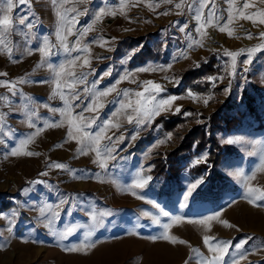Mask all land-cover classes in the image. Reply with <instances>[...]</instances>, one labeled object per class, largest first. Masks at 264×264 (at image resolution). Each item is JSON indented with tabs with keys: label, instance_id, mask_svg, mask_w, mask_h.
Segmentation results:
<instances>
[{
	"label": "rangeland",
	"instance_id": "rangeland-1",
	"mask_svg": "<svg viewBox=\"0 0 264 264\" xmlns=\"http://www.w3.org/2000/svg\"><path fill=\"white\" fill-rule=\"evenodd\" d=\"M179 2L180 0H173L169 4L162 0H124L121 6L120 0H68L60 10L76 8L83 11L87 8L88 14L79 18L77 28L83 30L92 25V30L83 38V43L88 44V52L73 51L66 54L55 38L57 17L51 0H31L30 7L16 4L14 0L10 15L15 18L27 15L35 27L31 33L24 28L13 34L15 60H9L6 54H0V72L8 74L0 77V80L11 81L26 77L28 81L17 84L18 93L15 97H12L7 87L0 86V96L8 95L12 101L10 106L0 102V116L6 114V127L15 130L10 139L0 136V139L5 140L0 145V200H8L16 206L0 212V242H6L5 247L0 250V264H185V261L196 264L195 258L190 259L193 256L190 247L199 249L205 257L214 254L203 244L204 235L232 241L233 244L252 237L245 245L250 252L255 249L252 254L240 258L232 248V256L226 259L235 257L237 264H264V207L253 206L243 198L245 184L236 175L242 173L253 177L250 180L252 186L264 187V170H258L261 158L264 157V50L255 53L250 64L243 63L247 59V49L264 44V39L259 37V33L264 31V25L238 18L230 25L234 30L232 36L227 31L221 32L216 27L209 26L205 29L207 35L203 39V46L189 48L193 39H199L196 33L197 22L193 19V13L187 10V4L182 14L181 9L175 8V4ZM190 2L191 0H187V3ZM253 2L256 7L249 8L246 12L264 9V4H260L258 0ZM216 3L221 10L229 7L225 0H216ZM101 8H111L115 15H104L100 21L93 23V14ZM235 8H242L241 0H236ZM223 16L226 20L228 12L223 11ZM224 22L221 21V24ZM16 23L18 24V19ZM185 24L188 29L182 32L180 29ZM246 32L252 33L253 38H245ZM126 37L146 38V43L150 46L162 42L161 58L130 67L131 58L141 45L120 57L113 55L118 43ZM94 38H103L107 43L102 47L98 43H92ZM44 39L57 45L53 49L55 54L47 62L42 61L39 51L34 50ZM75 41V35L67 37L69 47ZM28 49H33L31 55L27 54ZM241 49L245 52L236 59L235 74L229 75L232 61L231 57L224 55V50L238 52ZM78 55L80 59L76 64L68 66L67 61ZM211 56L219 62L220 74L212 77L216 78L215 86L213 81L209 82L212 88L221 89L219 94L191 92L195 99L189 97V92L184 95H167L168 88L179 86L180 82L174 76L176 72L189 65L197 66ZM86 57L90 64L82 66ZM37 64H41V67L36 68ZM60 65H65L66 72L76 75L87 73V81L75 86L80 96L79 100L72 101L73 105H79L73 109L76 114L92 102V92L86 93L84 89H93V81H99L93 91H103L112 86L117 90L99 98L104 107L97 112L83 113L85 117L99 116L94 130H98L99 123L105 120L119 124V128L110 127L106 132L107 136L114 137L111 146L116 149L113 153L116 159L107 161V170L93 163L97 159L95 152L77 153V148L80 147L77 141L66 140L68 118L46 107H64L60 96L52 95L54 73L59 70ZM141 67L150 70L137 71ZM126 72L131 73V76L120 80ZM65 79L71 80L70 77ZM144 81L159 83L165 89L160 93L161 98L176 97L171 108L143 126L128 122L127 115H134L131 109H125L118 117L114 116V113H120L121 101H131L135 106V101L139 98L134 93L144 91L145 87L150 88V85L143 84ZM124 89L130 91L127 98L122 94ZM244 90L255 97L257 105L254 114L244 113ZM117 92L121 94L117 95ZM205 100L207 104L204 103ZM227 100H230L231 109L225 115L239 118V123L229 131L213 133L224 151H234L224 154L217 167L221 178L209 180V168L202 173L194 172L196 166L206 162L208 146L195 155L193 147L192 155L182 162V172L176 181L153 178L150 175L151 162L156 155L175 149L184 135L193 128L204 126L207 129L208 117L217 110H222ZM177 107L181 111L187 107L193 110L188 112L192 115L174 127L177 135L162 132L160 126H152L156 118L178 114L175 111ZM62 119L63 126L45 127L47 121L59 123ZM38 128L44 130L35 136L27 150L40 155H5ZM145 132H152V139L141 151L130 153ZM73 135H79L75 122ZM121 136L124 137L123 141L119 139ZM230 138L238 139L239 142L226 144L225 140ZM102 143L106 144L108 141L104 140ZM52 162L64 163L72 171L48 167ZM142 168V175L152 179L142 189L129 190L128 186ZM42 172H47V175L41 176ZM197 179H202L203 183L189 197L186 207L181 209L179 205L184 202L188 187ZM32 181L39 183L32 184ZM25 188L29 191L22 193ZM137 196L142 198L138 199ZM65 197L75 199L62 205V210L56 209V205ZM46 205L60 211L59 218L51 220L50 228L45 227L48 221L42 220L40 216V208ZM161 210L168 212L169 216H160ZM104 211L111 215L103 217V223L95 229L91 237L95 246L81 251H67L68 247L78 246L83 241L84 233L91 225V214ZM145 212L148 213L147 216L143 214ZM216 212H220L219 219L210 221L207 227L190 222ZM13 213L18 215L13 217ZM153 216L159 220L158 224L152 222ZM173 216L181 219L173 221ZM5 217L13 220L14 230L11 233L7 231L10 225ZM220 221H227L235 227H226ZM165 224L169 225L167 230L163 227ZM69 226L77 229L76 234L60 240L58 233ZM165 231L170 237L187 243H172L162 238L151 239L153 236H161ZM133 232L136 234H130Z\"/></svg>",
	"mask_w": 264,
	"mask_h": 264
},
{
	"label": "snow or ice",
	"instance_id": "snow-or-ice-1",
	"mask_svg": "<svg viewBox=\"0 0 264 264\" xmlns=\"http://www.w3.org/2000/svg\"><path fill=\"white\" fill-rule=\"evenodd\" d=\"M68 0H51V3L53 5V9L55 12V15L57 17V28L55 30V38L58 43V45L63 49V51L66 54H70L73 51H77L80 53L88 52V44L83 43V38L87 36L88 32L92 30V25H89L88 27L84 28L83 30H80L77 28V25L80 23L79 18L82 16H85L88 14V9L85 8L83 11H80L76 8H70V9H64L61 11V6L65 3H67ZM82 2H86V0H82ZM121 6L124 4V0H120ZM164 3L171 4L173 0H162ZM260 4H264V0H258ZM16 4H26L30 7L31 0H15ZM225 3L229 5L228 9L221 10L219 6L216 3V0H191L190 3H187V0H180L179 3L175 4L176 9H181V14L184 9L185 4H187V10L191 13H193V19L197 22L196 27V33L199 36V39H193L188 47L193 48L195 46H203V39L207 35L205 29L209 26L216 27L221 32H228L229 36H232L233 29L230 28V25H232L236 19L243 18L248 19L253 22V24H256L257 22L259 24L264 25V9H257L256 12L248 13L245 10L249 8H255L256 3L253 2V0H241L242 8L236 9L235 3L236 0H225ZM209 5H211L209 7ZM159 6L158 4L156 5ZM14 8V0H0V54H6L9 58V60H15V49H14V42L12 40L13 34H15L18 31H22L24 28L28 30V33H31L34 29V25L30 22L29 17L23 16L21 18H15L12 15H10L13 12ZM207 11L205 12V10ZM223 11L228 12L227 19L225 20L223 16ZM238 13V15H237ZM166 14V13H165ZM94 20L93 23L98 22L102 19L104 15H115V12L109 8L104 9L101 8L98 12L94 13ZM258 18V20H257ZM18 19V24L16 23V20ZM221 21H225L223 24H221ZM22 26V27H20ZM188 29V25L185 24L183 27H181V31L184 32ZM75 35L76 41L73 43L72 47H69L67 43V37ZM259 37L264 39V31L259 33ZM245 38L252 39V33L246 32ZM27 39V34H26ZM92 43H98L100 46H104L107 41H104L103 38H94L92 40ZM57 45L51 44L48 39H44L40 45L34 49L36 51H39L41 55V60L44 62H47L48 59L52 55H54L53 49ZM264 50V44L257 45L255 47L249 48L246 50L247 52V59L243 61L245 65H248L253 60V55L259 51ZM33 52V49H28L27 54L31 55ZM245 52L244 49H241L238 52L235 51H228L224 50V55L231 57V71L229 72V75L235 74V65H236V59L238 56L242 55ZM80 59V56H76L75 58L68 60L67 65L68 66H74L76 64V61ZM90 64V60L86 57L83 60L82 66H87ZM41 64H37L36 68H40ZM51 67V65H49ZM150 69L141 67L137 69L139 72L149 71ZM152 71L155 70H162V69H151ZM110 73H105V75H109ZM7 73L0 72V77L7 76ZM131 76V73H125V75L120 77V80H126ZM65 77H70L71 80L65 79ZM167 79V78H166ZM215 79L210 77L209 80L213 81V86H215ZM87 81V73L81 72L79 75H76L72 72H66L65 71V65H60L59 70L55 71L54 73V87L52 89V95H59L60 99L64 103V107L62 109L57 108H51L49 107V110L52 112H60L62 117L68 118V133L66 136L67 139H74L77 141L78 145L80 147L77 148L78 154H87L88 151L95 152L97 159L93 160V163H97L101 169L107 170L109 167L107 161L108 160H115L116 156L113 155V153L116 151L114 147H112V142L114 140V137L107 136L106 132L110 127L119 128V124H114L109 120H105L102 123H99L98 130H94V126L98 124L99 116H92V117H85L83 115L84 112L91 111V112H97L100 108L104 107L102 103L99 102L100 97L107 96L111 92H116L115 86H112L106 90L103 91H93V89L96 88V85L99 83V81H93V89H89L85 87L84 91L86 93L92 92V102L87 104L80 113L76 114L74 113L73 109L74 107H78L79 105H73L72 101L79 100L80 96L79 93L76 92L75 86L77 84H83ZM28 82L26 77H19L15 80H0V86L7 87L8 92L11 93L12 97H15L18 93L17 84H22ZM35 83H41L43 81H34ZM120 81H117L119 83ZM144 85H150L149 87H145L144 91L142 92H135L134 95L138 97L135 101V106H133V103L129 101L128 103H124L121 101V109L120 113H114V116H119L125 109H131L134 115H127V120L129 123H135L137 126H143L145 124L151 123L153 118L155 116H158L163 111H168L171 108V105L174 100H176V97H168L167 99L161 98L160 93L165 91V89L162 88V86L159 83H156L154 81H144ZM227 91V90H226ZM120 92H117V95H120ZM122 94L125 98L129 97L130 91L127 89L122 90ZM190 98H194L191 91L188 93ZM0 102H3L5 106H10L12 103L10 97L8 95L0 96ZM205 104H207V100L204 101ZM11 110V109H10ZM176 113H180L181 109L177 107L175 109ZM185 116L192 115V113L185 112ZM6 114L3 116H0V136L11 138L12 133H14V129H8L6 127ZM73 122H75L76 131L79 133V135L74 136L73 135ZM64 120L62 119L59 123L56 121H47L45 123V127L53 126V127H59L63 126ZM32 126L31 124L29 125ZM44 129L38 128L36 132L28 135L24 139L20 140L19 143L11 149L9 153H6L5 155H11V156H19V155H26V156H38L40 153L38 152H32L28 151V145L34 141V138L36 135H38L41 131ZM135 137H133L134 139ZM121 141L124 140V137L121 136L119 138ZM107 140L108 143H102V141ZM238 139H227L225 140V143L228 145L238 143ZM5 140L0 139V145L4 144ZM161 143H164V141H161ZM200 161H197L199 163ZM50 168H57L61 170H69L68 166L64 163L59 162H52L48 165ZM258 170H264V157L261 158V165L260 169ZM143 168L140 172H137L135 178L133 179L130 186H128V189H142L145 187V185L152 179L149 177H144L142 175ZM41 176H46L47 172L40 173ZM238 178H241L242 183L245 184V192H244V199L247 200L249 204H252L253 206L257 207H264V187H255L250 184V180L253 179V177L243 175L242 173L236 174ZM32 184L39 183V181H32ZM203 183L202 179H197L195 183L190 184L188 187L187 193L184 195V202L180 203L179 207L181 209L186 207V203L189 200V197L193 194V192L197 189V187ZM29 189L25 188L22 189V193H27ZM135 194V193H133ZM138 199L142 198L141 196H137ZM75 199V197H65L59 201V203L56 205V209H61L62 205L68 204L71 200ZM231 203V202H230ZM154 207H158L157 205H153ZM62 210V209H61ZM87 211V210H86ZM144 215H148L147 212L143 213ZM18 215V213H13L12 216L15 217ZM111 215L110 212L104 211L99 213H92L91 214V225L89 227V230L84 233V239L78 246H72L68 247L66 250L70 252L75 251H81L86 248H92L95 246V242L91 240V237L95 233V229L100 226L103 223V217ZM160 216L168 217L169 213L166 211L161 210L159 212ZM40 216L42 220L48 221V223L45 224V227H51V220L52 219H58L60 216V211H57L50 206H44L40 208ZM220 212H216L213 215H207L204 216L201 219H198L196 221H190L195 222L199 225L208 226L210 221H216L219 219ZM5 219L8 220L9 227L7 228V231L11 233L14 230V223L12 218L5 217ZM173 221H178L181 219L179 216H173L171 217ZM152 222L154 224H158L159 220L153 216ZM222 224H224L226 227L232 228L235 227L232 224H229L227 221H220ZM165 230L168 229L169 225L165 224L163 226ZM77 232V229L69 226L63 231H60L58 233V237L60 240H65L69 236L75 235ZM130 234H136V233H130ZM165 239L172 243H180V244H186V241L183 240H177L175 237H170L167 234V231H165L161 236H153L151 239ZM253 239L252 237H248L246 240H242L239 243L233 244L232 241H222L217 240L215 237L204 235L202 237L203 244L208 248L210 253H214L210 257H205L203 254L199 252V249L191 248L190 252L193 254V256H190V259L195 258L196 264H237V259L235 257H232L230 260L226 259V257H231L232 253L230 249L234 248L240 258H244L248 254H252V252L255 251V249L250 252L248 249L245 248V245L248 243L249 240ZM264 243V242H262ZM6 245V242H0V250H2ZM185 264H189V261H185Z\"/></svg>",
	"mask_w": 264,
	"mask_h": 264
},
{
	"label": "trees",
	"instance_id": "trees-1",
	"mask_svg": "<svg viewBox=\"0 0 264 264\" xmlns=\"http://www.w3.org/2000/svg\"><path fill=\"white\" fill-rule=\"evenodd\" d=\"M140 46L138 52L134 54L129 63L130 67L142 65L148 61L159 60L162 56V42H157L154 46L146 43V38L143 37H126L120 41L114 52L115 57H120L133 48ZM220 74V64L211 56L205 62L199 65H189L184 69L175 73V78L179 80V86L167 89V95H184L187 92H198L203 95H208L213 92L219 94L220 88H212L209 82L210 77H215ZM256 91V90H254ZM242 99L245 101V112L254 114L256 111L255 97L248 90L242 93ZM231 109L230 100H227L223 109L216 113H212L208 118L207 129L204 126H197L190 132L184 135L179 141L175 149L166 151L163 154L159 153L151 162L150 175L153 178H165L167 181H176L182 172V162L190 157L195 147L194 155L200 152L205 147H209V154L204 164H200L194 168L195 173H202L209 168V180H218L221 175L218 173V165L223 159L224 154L233 153L232 149H224L218 144L217 139L213 136L216 131H229L239 123V118L226 116L225 112ZM189 107L184 108L180 113L171 117H159L152 122V126H160L162 132H172L174 127L181 124L188 116H184L185 112H191ZM242 114V116L244 115ZM202 117H205L202 115ZM152 139V132H145L141 138L130 150V153L139 152ZM16 206L8 200H0V212L8 211Z\"/></svg>",
	"mask_w": 264,
	"mask_h": 264
}]
</instances>
